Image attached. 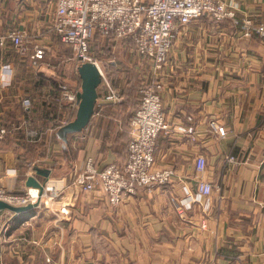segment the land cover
<instances>
[{
    "label": "crops",
    "instance_id": "0c3cea01",
    "mask_svg": "<svg viewBox=\"0 0 264 264\" xmlns=\"http://www.w3.org/2000/svg\"><path fill=\"white\" fill-rule=\"evenodd\" d=\"M221 1L234 8L237 21L206 15L183 28L162 77L171 129L158 138L156 164L174 170L172 181L140 188L113 206L103 192L85 193L72 182L89 157L101 168L125 160L129 121L123 105L100 97L88 128L70 138V157L54 125L68 113L59 84L79 90L80 63L73 57L61 61L68 73L62 80L50 61L57 52L51 27L58 0H0V36L18 29L46 50L45 60L33 67L11 44L0 46V104L12 95L11 119L35 121L38 129L33 140L0 141V185L22 193L28 177L43 182L28 168L34 161L51 170L49 184L61 191L67 211L6 210L0 216V264H264V38L244 36L242 24L264 21V0ZM108 61V72H115L117 64ZM5 65L13 69L10 80H3ZM24 98L34 100L29 113ZM190 116L196 140L182 131ZM213 123L226 129L224 137ZM28 140L34 150L26 154L21 143ZM198 156L206 159L203 173L196 171ZM199 179L211 183L213 192L181 215L178 207L196 194Z\"/></svg>",
    "mask_w": 264,
    "mask_h": 264
},
{
    "label": "built area",
    "instance_id": "2783aa9c",
    "mask_svg": "<svg viewBox=\"0 0 264 264\" xmlns=\"http://www.w3.org/2000/svg\"><path fill=\"white\" fill-rule=\"evenodd\" d=\"M206 15L218 21H237L234 8L221 0H58L51 31L61 43L72 49L79 63L92 62L98 67L102 75L100 97L104 102L121 104L123 95L109 77L110 62L101 61L93 52L99 42L109 44L115 40H131L135 53L148 66L150 74L149 77L141 78L143 81L138 91V107L129 121L125 160L101 168L94 158L89 157L85 167L72 182L80 191L103 192L109 202L116 206L135 195L140 188L152 189L172 181L174 170L158 168L156 164L158 138L161 134H168L171 129L162 104V77L179 32ZM242 24L244 36L257 35L264 38V21L255 23L247 19ZM25 38L24 31L13 30L0 38V46L11 44L22 58L29 56L32 66L38 67L45 60L46 50L40 46L31 48ZM2 73L3 80H10L13 69L5 65ZM59 88L62 100L68 105V113L61 119V126H64L72 120V114L77 112L79 90L67 82L59 84ZM22 104L30 109L32 101L25 98ZM212 127L221 137L227 133L224 127L215 123ZM182 131L196 140L197 129L193 117H188ZM7 133V128L0 120V141L6 138ZM195 165L196 171L203 173L206 169L205 157L198 156ZM49 182L38 207L56 214H67L60 202L61 191ZM212 192L213 185L199 179L196 194L190 196L184 206L178 207L179 213L183 215L194 203L207 202ZM38 200L39 190L36 188L12 193L0 185V201L10 205L26 206ZM202 227H206L204 221Z\"/></svg>",
    "mask_w": 264,
    "mask_h": 264
},
{
    "label": "rangeland",
    "instance_id": "374dc122",
    "mask_svg": "<svg viewBox=\"0 0 264 264\" xmlns=\"http://www.w3.org/2000/svg\"><path fill=\"white\" fill-rule=\"evenodd\" d=\"M13 30H18V29H13ZM13 30L6 31L3 35L0 36V38H2L7 33H9L10 31H13ZM25 34H26L25 39L27 41V44H29V46L32 48V46H33V44L31 43L32 35L29 33L28 34L25 33ZM56 39H57L56 41L58 42V43H56L57 44L56 56L54 57V56H52V54H50L52 60H50L49 57L48 58L52 62L53 66H55L56 71L61 76L62 80L63 79L65 80L66 78H68V76H67L68 73H66L67 74L66 75L65 74L66 70L62 69V67H60L61 61L66 60V59L68 60L71 57H73L74 59H76V58L74 56L75 54L72 51V49L70 50V48H68L63 43H61V41L59 40L58 37ZM34 46H38V45H34ZM107 46H108V50H106L104 53L105 57L107 58V60H110L112 62H115V64H117L115 66L116 67L115 72L109 73V77H111L113 84L116 87H119L121 90V93L123 95V101L121 102L120 105H123V110L126 111L125 116H127L128 121H129L130 117L132 116L134 111L137 109L138 103H139V92H137L136 86L138 85V83L143 81V79H141L142 77H144V76L149 77L150 76L149 68L135 53V50H134V47H133L131 40H125V41L115 40V41L109 42V44H107ZM19 56L21 57V55H19ZM99 59L101 61L105 62L100 57H99ZM23 60H25L24 62L26 64L32 65L30 63L29 56L24 57ZM64 82H66V81L61 82L60 85ZM67 83H69V82H67ZM15 103H16V99L13 98L12 95H10V96H8L7 101L0 104V120L5 125V127L7 128V131H8L6 138L2 141L11 142L14 138H19V142H21L22 140H24L26 138L33 140V138L37 137V133H38L37 132L38 129L36 128L35 121H32L30 124H24L23 121H21L20 119H19V121H16V120L13 121V119H11L15 116V110L14 111L12 110L15 106ZM33 106H34V104L32 103L31 108ZM23 108H24V110L26 109L25 107H23ZM30 110L31 109H26L25 112H30ZM17 115H19V117H20V114H17ZM54 126H55V129H57V130L60 128L61 116ZM35 130L37 133H33V131H35ZM127 133H128V138H127V144H128V141H129V122H128V132ZM71 137L72 136H70V138ZM70 138H69V142H70ZM21 144H22V148L26 154L27 153H33L34 143H32L28 140V142H22ZM70 148L74 151V149L72 148L71 145H70ZM34 163L35 162L32 161L28 164V168L31 171H33V168L35 167Z\"/></svg>",
    "mask_w": 264,
    "mask_h": 264
},
{
    "label": "water",
    "instance_id": "95a60500",
    "mask_svg": "<svg viewBox=\"0 0 264 264\" xmlns=\"http://www.w3.org/2000/svg\"><path fill=\"white\" fill-rule=\"evenodd\" d=\"M77 73L79 75L81 84L79 92L77 94L78 108L75 117L66 125L61 126L56 136L60 144L69 153L71 157V148L69 138L72 135L80 134L86 130L96 113V107L99 102V90L102 86V75L98 67L92 62H83L78 64ZM38 175L45 178L43 182H40L34 176L28 177L26 181L27 188H36L39 190V200L34 204H28L26 206H13L6 202L0 201V216L7 210L16 215L29 212L30 210L39 206L41 196L44 194V189L51 177L50 169H43L34 167ZM1 255V244H0ZM1 261V259H0Z\"/></svg>",
    "mask_w": 264,
    "mask_h": 264
},
{
    "label": "trees",
    "instance_id": "16d2710c",
    "mask_svg": "<svg viewBox=\"0 0 264 264\" xmlns=\"http://www.w3.org/2000/svg\"><path fill=\"white\" fill-rule=\"evenodd\" d=\"M98 45L99 46H96V48H93V52H94V54H96L98 57H100L102 60H104L105 62H108V60H107V58L105 57V55H104V53H105V51L106 50H108V47L106 48V49H104V47H105V45H107V44H104V43H98ZM100 46H102V48H100ZM70 50H71V48H70ZM57 84V83H56ZM57 86V85H56ZM137 87V92L139 91V89H140V87H141V82L140 83H138V85L136 86ZM100 91L101 90H99V95L101 94L100 93ZM56 95H57V93L54 95V97H56ZM60 98H61V96H60ZM31 99V101H32V103L34 104V100L32 99V98H30ZM61 106H63V105H61ZM64 107V109L66 108L65 106H63ZM30 109H32V108H30ZM67 109V108H66ZM98 109V108H97ZM49 110V109H48ZM31 111V110H30ZM51 112H53V110L51 111ZM26 113H29V112H26ZM50 113V110L49 111H47L46 112V115L47 114H49ZM75 115H76V113H73L72 114V117L74 118L75 117ZM130 119H131V117H130ZM130 121V120H129ZM2 122V121H1ZM3 124V123H2ZM4 125V124H3ZM72 136H74V135H72Z\"/></svg>",
    "mask_w": 264,
    "mask_h": 264
}]
</instances>
